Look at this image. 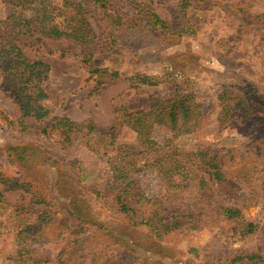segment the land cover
Wrapping results in <instances>:
<instances>
[{
  "label": "rangeland",
  "instance_id": "1",
  "mask_svg": "<svg viewBox=\"0 0 264 264\" xmlns=\"http://www.w3.org/2000/svg\"><path fill=\"white\" fill-rule=\"evenodd\" d=\"M115 1L131 12L134 8H149L168 25L189 26L195 29V34L184 35L170 45L160 43L155 35L145 37L144 34L143 37L124 39L117 51L99 46L100 51L94 54L91 64L122 73L117 80L103 85L81 62L79 44L42 38L32 45L28 40L20 39V45L31 61L47 64L42 84L51 113L41 122L25 119L28 129L22 132L18 126L19 105L2 86L3 71L0 69V192L8 204L1 209L0 264H61L62 253L70 241L66 237L73 233L68 226H60L68 217L56 207L34 204L21 190L4 191L8 183L1 184V179H10L12 183L23 174L20 168L23 162L19 157L41 174L51 196L61 204H66L65 199L52 190L57 180L52 157L65 161L67 171L80 177L82 185L104 193L106 204L101 205V218L108 231L127 240L129 247L136 251L135 255L149 263L231 264L229 260L235 256L255 255L259 259L238 264H264V0ZM12 12V8L0 0V19ZM90 21L98 32L99 24L92 18ZM137 73L146 74L160 84L133 87L131 84L138 82L129 78ZM174 84L196 91V99L202 106L201 116L190 133L163 129L157 135L161 140H168L169 152L173 146L185 154L210 147L226 155V169L234 176L239 175L242 186L226 197L213 186V197L225 206L241 210L246 221L257 225L255 233L241 236L233 224L221 221L190 231L171 242L151 240L149 234L124 223L111 204L115 191H109L112 183L106 157L88 150L80 137L63 148L40 132L52 120L62 116L75 122L89 120L101 131L111 130L115 126L117 102L124 99L127 106H141L149 94L173 92ZM224 86H232L239 95L246 93L254 106L253 114L242 119L239 117L241 112L237 111L232 118L226 115L227 120L220 124L219 117L224 113L218 96L222 95ZM134 140L132 132L119 131L117 143L133 145ZM23 143L43 148L47 160H41L36 151L30 155L8 150L9 145ZM10 153L12 160L8 157ZM196 170L198 174L203 173L201 169ZM132 180L135 182L132 195L138 189L150 198L165 194V186L155 167L142 168ZM127 199L132 201L133 197ZM11 211L19 214L18 229L29 221L46 226L47 235L41 240L28 241L25 246L15 241L13 233L8 231V226L13 223L12 218H7ZM40 215H43L44 223L38 221ZM4 224L6 228H3ZM59 230L64 231L66 237Z\"/></svg>",
  "mask_w": 264,
  "mask_h": 264
},
{
  "label": "trees",
  "instance_id": "2",
  "mask_svg": "<svg viewBox=\"0 0 264 264\" xmlns=\"http://www.w3.org/2000/svg\"><path fill=\"white\" fill-rule=\"evenodd\" d=\"M2 1L13 10L0 19L2 86L19 105L21 116L18 126L22 132L28 129L25 119L41 122L49 116L51 108L47 104L48 96L42 84L48 70L47 64L40 60L31 61L20 45L21 38L30 44L39 43L42 38L79 44L82 48L81 62L87 66L89 74L97 75L99 84L103 85L117 80L122 73L91 64L94 54L100 51L99 46L117 51L124 39L143 37L144 34L145 37L155 35L160 43L170 45L184 35L195 34V29L189 26L168 25L149 8H134L131 12L115 0ZM91 18L99 24L98 32ZM129 80L138 82L131 84L133 87L160 84L143 73H137ZM237 93L232 86H224L222 95L218 96L224 113L219 117L220 124L227 120L226 115L232 118L237 111L241 112L239 117L242 119L253 114L254 106L247 99V94ZM114 110L116 120L111 130L101 131L89 120L75 122L62 116L52 120L40 132L46 138H53L63 148L80 137L88 150L106 157L112 183L109 191H115L111 204L124 223L149 234V238L156 242H171L190 231L211 227L221 221L233 224L234 229L240 230L241 236L257 231V225L246 221L241 210L225 206L213 197V186H217L223 197L232 195L236 188L242 186L239 175L234 176L226 169V155L210 147L185 154L173 146L169 152L166 147L168 140H161L157 135L163 129L182 133H190L195 129L202 110L200 101L196 99V91H188L183 85L174 84L173 92L169 94H149L141 106H127L123 99L117 102ZM122 129L135 135L133 145L117 143L118 133ZM42 149L31 143L8 147V150L17 151V154L31 155L36 151L41 160H47ZM8 157L12 158L11 153ZM19 159L23 162L20 165L23 171L21 178L12 183L10 179H1V184L8 183L4 191L21 190L30 196L34 204L56 207L57 211L67 215V221L60 223V226H68L73 233L66 237L67 234L59 230L60 233L64 232L66 238H70L62 253L61 264H152L137 257L127 240L113 236L108 231L101 218V205L106 204L103 202L104 193L82 185L80 177L67 171L68 164L65 161L52 157V167L57 174L56 185L52 190L58 193L59 198L65 199L66 204H61L51 196L52 192L43 183L41 174L35 172L23 157ZM144 167H155L158 171L165 186L163 196L150 198L140 189L134 195L131 194L135 191L132 176ZM196 168L203 173L198 174ZM128 196H132L133 200L127 201ZM6 205L0 192V217L1 209ZM42 216L38 218L40 223L45 222ZM18 217L15 211L8 214L7 218H12L13 222L8 226V231L23 246L28 241L41 240L47 235L46 226L29 221L18 229ZM6 227L4 224L3 228ZM256 259L259 257L255 255H240L231 258L229 263Z\"/></svg>",
  "mask_w": 264,
  "mask_h": 264
}]
</instances>
